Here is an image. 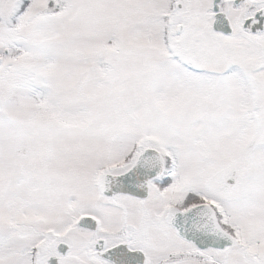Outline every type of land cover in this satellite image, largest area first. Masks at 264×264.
<instances>
[{
  "label": "snow or ice",
  "instance_id": "snow-or-ice-1",
  "mask_svg": "<svg viewBox=\"0 0 264 264\" xmlns=\"http://www.w3.org/2000/svg\"><path fill=\"white\" fill-rule=\"evenodd\" d=\"M0 264H264V0H0Z\"/></svg>",
  "mask_w": 264,
  "mask_h": 264
}]
</instances>
